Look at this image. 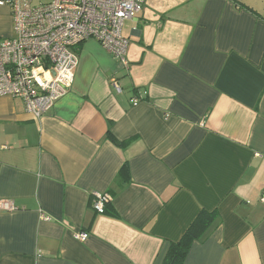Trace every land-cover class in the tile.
Instances as JSON below:
<instances>
[{
  "label": "crops",
  "instance_id": "0c3cea01",
  "mask_svg": "<svg viewBox=\"0 0 264 264\" xmlns=\"http://www.w3.org/2000/svg\"><path fill=\"white\" fill-rule=\"evenodd\" d=\"M121 33L127 66L85 40L39 117L0 96V264H162L201 209L182 264H264V0H145Z\"/></svg>",
  "mask_w": 264,
  "mask_h": 264
},
{
  "label": "built area",
  "instance_id": "2783aa9c",
  "mask_svg": "<svg viewBox=\"0 0 264 264\" xmlns=\"http://www.w3.org/2000/svg\"><path fill=\"white\" fill-rule=\"evenodd\" d=\"M145 0H0L12 19V36L0 40V96L20 99L39 117L71 88L78 64L77 46L96 40L127 66V39L122 25L135 18ZM111 83L119 92L116 79ZM102 214L111 197L92 195ZM264 203V193L261 195ZM88 232L74 238L85 242Z\"/></svg>",
  "mask_w": 264,
  "mask_h": 264
},
{
  "label": "trees",
  "instance_id": "16d2710c",
  "mask_svg": "<svg viewBox=\"0 0 264 264\" xmlns=\"http://www.w3.org/2000/svg\"><path fill=\"white\" fill-rule=\"evenodd\" d=\"M106 136L117 145L122 146L128 142L116 141L115 138L111 135L109 129ZM215 216V211L201 209L197 213L193 221L189 224L181 238L176 242L170 243L169 249L164 260L162 261V264H182L188 253L191 243L199 239L204 234L208 227L213 223Z\"/></svg>",
  "mask_w": 264,
  "mask_h": 264
},
{
  "label": "rangeland",
  "instance_id": "374dc122",
  "mask_svg": "<svg viewBox=\"0 0 264 264\" xmlns=\"http://www.w3.org/2000/svg\"><path fill=\"white\" fill-rule=\"evenodd\" d=\"M124 29H125V27H124ZM74 78V77H73Z\"/></svg>",
  "mask_w": 264,
  "mask_h": 264
}]
</instances>
